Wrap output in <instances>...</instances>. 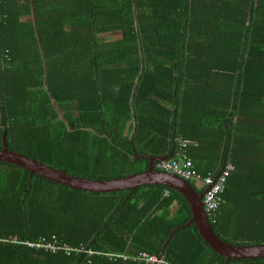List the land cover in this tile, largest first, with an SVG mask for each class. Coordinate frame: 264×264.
Here are the masks:
<instances>
[{
    "label": "trees",
    "instance_id": "16d2710c",
    "mask_svg": "<svg viewBox=\"0 0 264 264\" xmlns=\"http://www.w3.org/2000/svg\"><path fill=\"white\" fill-rule=\"evenodd\" d=\"M176 136L196 171L232 166L213 233L264 244V0H0V149L109 180L157 170ZM164 189L84 192L0 161V264H264L225 262Z\"/></svg>",
    "mask_w": 264,
    "mask_h": 264
},
{
    "label": "water",
    "instance_id": "95a60500",
    "mask_svg": "<svg viewBox=\"0 0 264 264\" xmlns=\"http://www.w3.org/2000/svg\"><path fill=\"white\" fill-rule=\"evenodd\" d=\"M0 161L20 167L30 174L50 180L84 192L109 193L115 191L130 190V193L138 187L145 185L164 186L178 192L186 201L190 210V219L185 224H193L199 237L216 254L224 256L225 262L231 259L264 258V244L259 245H232L219 239L212 231L206 216L202 211L201 195L185 181L170 173H164L152 168L149 164L147 171L131 176L109 179L91 180L74 177L35 162L18 153L9 151L5 142L2 141L0 149ZM153 160L151 159V162Z\"/></svg>",
    "mask_w": 264,
    "mask_h": 264
},
{
    "label": "built area",
    "instance_id": "2783aa9c",
    "mask_svg": "<svg viewBox=\"0 0 264 264\" xmlns=\"http://www.w3.org/2000/svg\"><path fill=\"white\" fill-rule=\"evenodd\" d=\"M195 146V143L189 139L177 137L175 139V147L173 150L172 159L162 158L156 161V169L164 172L170 173L180 179L192 183L196 189L201 191V206L202 211L207 218L212 219L218 209L222 204V194L226 183V178L228 172L232 170L230 164H226L217 173L207 172L202 175L199 174L193 166V162L189 158L187 148ZM168 191L166 189L162 190L160 197H166ZM30 245V244H29ZM44 248H48L50 251H55V247L52 245L39 244ZM38 246V245H36ZM64 251H68V247H63ZM111 259L125 260H138L144 261L145 264H166L161 258H156L155 256H149L145 253H140L135 257H128L123 254H105Z\"/></svg>",
    "mask_w": 264,
    "mask_h": 264
},
{
    "label": "clouds",
    "instance_id": "9594fccd",
    "mask_svg": "<svg viewBox=\"0 0 264 264\" xmlns=\"http://www.w3.org/2000/svg\"><path fill=\"white\" fill-rule=\"evenodd\" d=\"M177 137H181V136H176V137L173 139V141H172V143H173V144H172V147H173V148H172L171 153H170L168 156L161 157V158H155L154 160H153V159H152V160H153L154 162H156V161H158V160H160V159H162V158L170 157V156L173 154V150H174V147H175V139H176ZM181 138H183V137H181ZM185 139H188V138H185ZM189 140H190V139H189ZM191 141H192V140H191ZM193 142H194V141H193ZM194 143H195V145H196V142H194ZM193 147H194V146H193ZM189 148H191V147H189ZM188 156H189V154H188ZM189 158H190V156H189ZM190 159H191V158H190ZM191 161H192V159H191ZM192 162H193V161H192ZM193 163H194V162H193ZM226 164H229V163H226ZM226 164H225V165H226ZM225 165H224V166H225ZM158 171H159V170H158ZM197 172H198V171H197ZM198 173L201 174L200 172H198ZM206 173H207V172H206ZM206 173H205V174H206ZM202 175H204V174H202ZM177 178H178V177H177ZM179 179H180V178H179ZM181 180H183V179H181ZM183 181H185V180H183ZM185 182H187L189 185L192 184V183H190V182H188V181H185ZM192 185H193V184H192ZM190 186H191V185H190ZM192 188L196 189L194 185H193ZM194 189H193V190H194ZM166 190H167V189H166ZM200 195H201V192H200ZM204 215H205V214H204ZM205 216H206V215H205ZM206 218H207V217H206ZM139 254H140V253H139ZM145 254H146V253H145ZM146 255H147V254H146ZM149 256H150V255H149Z\"/></svg>",
    "mask_w": 264,
    "mask_h": 264
},
{
    "label": "crops",
    "instance_id": "0c3cea01",
    "mask_svg": "<svg viewBox=\"0 0 264 264\" xmlns=\"http://www.w3.org/2000/svg\"><path fill=\"white\" fill-rule=\"evenodd\" d=\"M189 156H190V152H189ZM203 156V152L202 151H200V150H196L195 152H194V158H196V160H198V159H200L201 157ZM190 158H191V156H190ZM192 159V158H191ZM193 162H194V160H193ZM197 168H198V172H200L201 174H202V172H204L205 171V166L204 165H202V164H199L198 166H197ZM204 174V173H203Z\"/></svg>",
    "mask_w": 264,
    "mask_h": 264
},
{
    "label": "rangeland",
    "instance_id": "374dc122",
    "mask_svg": "<svg viewBox=\"0 0 264 264\" xmlns=\"http://www.w3.org/2000/svg\"><path fill=\"white\" fill-rule=\"evenodd\" d=\"M104 36H107V35H104ZM174 209H175V207H174V206H172V207H171V210L173 211Z\"/></svg>",
    "mask_w": 264,
    "mask_h": 264
}]
</instances>
